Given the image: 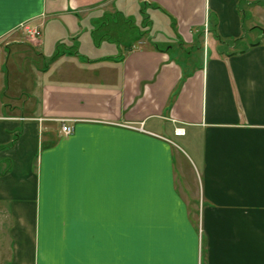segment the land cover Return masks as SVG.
<instances>
[{"label": "crops", "instance_id": "obj_1", "mask_svg": "<svg viewBox=\"0 0 264 264\" xmlns=\"http://www.w3.org/2000/svg\"><path fill=\"white\" fill-rule=\"evenodd\" d=\"M24 22L0 264H264V0L0 2V37Z\"/></svg>", "mask_w": 264, "mask_h": 264}, {"label": "rangeland", "instance_id": "obj_2", "mask_svg": "<svg viewBox=\"0 0 264 264\" xmlns=\"http://www.w3.org/2000/svg\"><path fill=\"white\" fill-rule=\"evenodd\" d=\"M25 24L33 25L32 23L24 22L19 25L18 29L13 32V34L11 33V35L0 37V54L2 57L4 56L6 69L9 70L7 72L8 78L10 81L13 79L15 81V77H17L15 81L18 85L17 90L16 88H9V85L5 89V103H8L9 106H12V104L20 105V103H26L25 98L29 95L31 90L28 88V85H31L33 69L34 67L40 68L44 65L43 57L38 54V50L36 49L38 47L37 42L39 41L37 37L25 33L23 29V25ZM173 53L175 52L173 51ZM21 67L24 69L22 75L18 72L22 70ZM20 89L25 90L19 93Z\"/></svg>", "mask_w": 264, "mask_h": 264}, {"label": "built area", "instance_id": "obj_3", "mask_svg": "<svg viewBox=\"0 0 264 264\" xmlns=\"http://www.w3.org/2000/svg\"><path fill=\"white\" fill-rule=\"evenodd\" d=\"M23 29H24L25 33L30 35V36L38 37L41 35V29L38 26H33L31 24H25V25H23ZM72 131H73V127L69 123L64 121L62 124V132L67 135V134L72 133ZM176 131H177V133L183 132V130L180 128L177 129Z\"/></svg>", "mask_w": 264, "mask_h": 264}, {"label": "trees", "instance_id": "obj_4", "mask_svg": "<svg viewBox=\"0 0 264 264\" xmlns=\"http://www.w3.org/2000/svg\"><path fill=\"white\" fill-rule=\"evenodd\" d=\"M142 12H144V9H142ZM59 55V53L55 54L52 59H55L57 56Z\"/></svg>", "mask_w": 264, "mask_h": 264}, {"label": "snow or ice", "instance_id": "obj_5", "mask_svg": "<svg viewBox=\"0 0 264 264\" xmlns=\"http://www.w3.org/2000/svg\"><path fill=\"white\" fill-rule=\"evenodd\" d=\"M0 2H2V0H0Z\"/></svg>", "mask_w": 264, "mask_h": 264}]
</instances>
